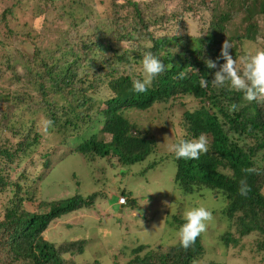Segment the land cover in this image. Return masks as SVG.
<instances>
[{
    "label": "trees",
    "instance_id": "obj_1",
    "mask_svg": "<svg viewBox=\"0 0 264 264\" xmlns=\"http://www.w3.org/2000/svg\"><path fill=\"white\" fill-rule=\"evenodd\" d=\"M111 1L114 17L105 22H100V16L79 21L73 13H64L52 22L56 28L36 43L33 57L28 59L18 51L23 61L13 59L6 68L9 72L2 73L5 80L12 79L19 96L0 94V103L13 105L9 121L19 117L29 123L28 133L34 138L17 152L7 143L4 150L0 148V197L5 198L4 203L0 201L5 205L0 219V264H77L87 247L85 241L57 246L46 241L44 234L64 215L94 206L97 194L54 202L38 199L34 186L37 188L43 171L51 166L58 146H66L71 135L72 139L84 137L71 153L89 161L115 156L123 165L145 162L156 152L157 144L126 117L127 112L175 102L184 105L180 99L186 97L198 106L186 112L188 130L181 139L204 133L208 151L199 159H177L174 154L176 184L184 195L216 191L226 198L228 207L222 215L228 218L229 229L220 239L228 248L250 238L258 250H264V158H257L264 154V100L249 103L242 93L212 86L215 69H208L205 63L209 58L216 60L225 40L232 45L230 53L238 67H242L241 57L264 49V0ZM44 2L48 10L49 5L66 0ZM155 7L162 8V14L149 12ZM124 11H128L125 17ZM241 14L246 24L237 27L234 20ZM64 19L72 22L69 28ZM46 36L58 40L54 52H40ZM146 51L156 55L166 70L146 92L137 93L132 82L143 79L140 61ZM201 80L209 83L201 86ZM232 104L238 105L236 111H229ZM42 114L53 122L49 131L59 145L41 157L42 167L32 166L16 174L14 170L26 162L24 157L45 142ZM59 136H63L61 140ZM250 167L260 174L245 173ZM245 178L251 188L246 197L238 191ZM122 196L129 203L135 200L126 191L119 198ZM28 204H37L38 209L30 211ZM150 249L143 245L134 249L135 258L128 264H193L205 253L201 236L187 249L180 243L166 253Z\"/></svg>",
    "mask_w": 264,
    "mask_h": 264
},
{
    "label": "rangeland",
    "instance_id": "obj_2",
    "mask_svg": "<svg viewBox=\"0 0 264 264\" xmlns=\"http://www.w3.org/2000/svg\"><path fill=\"white\" fill-rule=\"evenodd\" d=\"M44 1L0 0V94L10 92L19 96L17 87L10 83L12 79L9 77V80H5L2 73L9 72L6 68L13 59L23 61L22 54L28 59L34 56L36 43L56 28L52 23L55 19L61 18L64 13H73L79 21L86 16L95 19L100 16V22L114 17L111 0H66L49 5L51 9L48 10L44 7ZM73 2L81 4V7H76ZM143 4L145 8L148 7V3ZM157 8L149 12L162 14L163 9ZM127 15L128 11H124L123 17ZM244 20L245 15L241 14L234 20L235 26L245 25ZM63 21L69 28L72 22L68 19ZM46 37L40 52H54L58 40ZM18 51L22 54L19 55ZM180 101L184 105L175 102L169 106L157 105L149 110L133 108L127 112L126 117L157 144L156 152L145 162L123 165L115 156L89 161L84 155L71 153L76 144L83 142L84 137L72 139L73 135L69 138L65 135L68 144L58 146L51 158V166L43 171L45 174L37 188L34 186L38 199L54 202L76 195L89 197L93 194H97V198L91 208L64 215L53 223L44 234L46 241L57 246L85 241L87 247L78 257L77 264H92L95 261L101 264H128L135 258L134 249L141 245L158 250L159 253H166L177 246V233L184 221V211L190 207L204 206L211 211L212 219L206 222L207 229L200 235L205 253L196 260L197 264H264L261 262L264 250H258L256 245L251 244L250 238L234 248H228L221 241L220 237L229 229L228 218L222 215L228 202L222 194L212 191L184 195L176 184L177 164L170 146L185 136L188 130L186 112L198 106V102L192 98L186 97ZM12 106L0 103V148L4 150L7 143L10 149L17 152L20 151V145L34 138V134L28 133L29 123H23L21 118L9 121L8 116L13 113ZM26 118L33 119L29 115ZM41 120L45 126V114L41 115ZM49 129L45 126L44 144L24 157L26 162L20 170H14L16 174L27 172L32 166L42 167L41 157L49 148L59 145L53 142V134ZM62 137L59 136L58 140ZM70 148L74 149L70 151ZM257 158L263 159L264 154L261 152ZM124 191L135 200L122 207L119 205V196ZM0 201L4 203L5 198L0 197ZM163 201L172 204L171 208L165 206ZM3 203H0V219L5 209ZM27 208L30 211L38 209L37 204H28ZM232 232L236 235V229ZM251 239L255 241L254 237Z\"/></svg>",
    "mask_w": 264,
    "mask_h": 264
},
{
    "label": "clouds",
    "instance_id": "obj_3",
    "mask_svg": "<svg viewBox=\"0 0 264 264\" xmlns=\"http://www.w3.org/2000/svg\"><path fill=\"white\" fill-rule=\"evenodd\" d=\"M232 45L228 40L222 44L220 54L216 60L207 59L205 61L208 69H215L212 73V86L216 88L227 87L229 91L242 93L243 99L249 103L253 101L264 100V49L257 48L249 54L240 58L239 63L242 67H238L237 59L233 58L230 53ZM223 60V63H219ZM143 79H136L132 82V90L137 93H143L152 85L153 80L166 70L165 64L151 51L142 53L141 59ZM208 80H201V86H207ZM237 104H232L229 111H236ZM46 127L52 125L51 120L44 122ZM208 139L204 133L191 140L180 139L175 144L170 146V150L174 152L177 159H199L201 153L208 151ZM247 174H260L256 167L244 169ZM238 189L241 196L246 197L251 191L247 184V179L240 180ZM261 195H264V189L261 190ZM121 198L127 200L126 204H121ZM226 199L225 197H223ZM165 206L170 207L167 201L162 202ZM126 197L119 198V205L125 207L129 205ZM184 223L180 226L177 236L180 245L187 249L196 240L198 236L204 233L207 229V223L212 219V213L204 206H194L187 208L183 213ZM193 264H197L193 261Z\"/></svg>",
    "mask_w": 264,
    "mask_h": 264
},
{
    "label": "built area",
    "instance_id": "obj_4",
    "mask_svg": "<svg viewBox=\"0 0 264 264\" xmlns=\"http://www.w3.org/2000/svg\"><path fill=\"white\" fill-rule=\"evenodd\" d=\"M120 203L121 204H126L127 203V200L125 198H121Z\"/></svg>",
    "mask_w": 264,
    "mask_h": 264
}]
</instances>
